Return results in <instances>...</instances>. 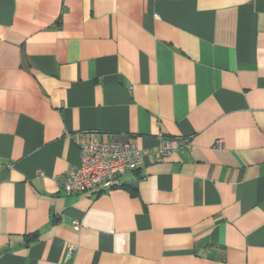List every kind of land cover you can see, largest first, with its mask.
Wrapping results in <instances>:
<instances>
[{"label": "crops", "instance_id": "1", "mask_svg": "<svg viewBox=\"0 0 264 264\" xmlns=\"http://www.w3.org/2000/svg\"><path fill=\"white\" fill-rule=\"evenodd\" d=\"M90 137L147 156L68 196ZM0 264H264V0H0Z\"/></svg>", "mask_w": 264, "mask_h": 264}, {"label": "built area", "instance_id": "2", "mask_svg": "<svg viewBox=\"0 0 264 264\" xmlns=\"http://www.w3.org/2000/svg\"><path fill=\"white\" fill-rule=\"evenodd\" d=\"M221 141L216 142L220 146ZM185 147V146H183ZM181 149L177 140L159 138V148L153 152L155 160L166 158ZM80 166L72 168L60 183L66 195L96 194L121 186L120 178L126 172H136L145 161L147 152L129 142H100L93 137L79 143ZM74 229L79 225L75 223Z\"/></svg>", "mask_w": 264, "mask_h": 264}]
</instances>
